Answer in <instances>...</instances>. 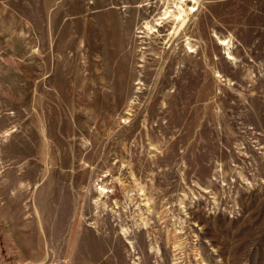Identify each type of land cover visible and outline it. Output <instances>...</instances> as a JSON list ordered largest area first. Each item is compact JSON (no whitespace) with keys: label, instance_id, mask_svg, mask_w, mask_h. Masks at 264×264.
I'll list each match as a JSON object with an SVG mask.
<instances>
[{"label":"rangeland","instance_id":"rangeland-1","mask_svg":"<svg viewBox=\"0 0 264 264\" xmlns=\"http://www.w3.org/2000/svg\"><path fill=\"white\" fill-rule=\"evenodd\" d=\"M0 264H264V0H0Z\"/></svg>","mask_w":264,"mask_h":264},{"label":"bare ground","instance_id":"bare-ground-1","mask_svg":"<svg viewBox=\"0 0 264 264\" xmlns=\"http://www.w3.org/2000/svg\"><path fill=\"white\" fill-rule=\"evenodd\" d=\"M182 3L184 2V1H186V0H180ZM191 1V0H190ZM192 1H196V0H192ZM196 8L194 7V5H192L191 7H189V10H195ZM185 12V9L182 7V6H180V16L183 14ZM185 21V19L183 18V20H182V22H184ZM150 27V26H149ZM218 42L220 43V44H222V45H227L228 44V40L227 39H223V38H219L218 39ZM189 51H192V49H189ZM227 58H233V56L230 54V52H227Z\"/></svg>","mask_w":264,"mask_h":264}]
</instances>
